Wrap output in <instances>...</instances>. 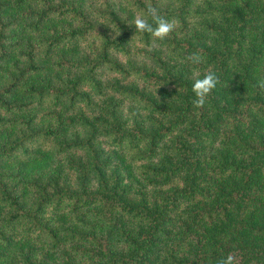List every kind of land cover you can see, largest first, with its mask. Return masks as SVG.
<instances>
[{"label": "trees", "instance_id": "obj_1", "mask_svg": "<svg viewBox=\"0 0 264 264\" xmlns=\"http://www.w3.org/2000/svg\"><path fill=\"white\" fill-rule=\"evenodd\" d=\"M150 5L175 22L163 41L132 23ZM6 65L0 259L20 241L23 264H264V0H0ZM208 72L219 84L197 108ZM43 106L52 124L29 111ZM45 154L64 164L8 169Z\"/></svg>", "mask_w": 264, "mask_h": 264}, {"label": "rangeland", "instance_id": "obj_2", "mask_svg": "<svg viewBox=\"0 0 264 264\" xmlns=\"http://www.w3.org/2000/svg\"><path fill=\"white\" fill-rule=\"evenodd\" d=\"M139 46V43L134 41L131 43L130 47L132 50H135L137 47ZM120 59L123 61L124 57L123 56H119ZM260 72L262 71V67L260 68ZM8 70L7 65L5 66V69L0 73V79L4 78L5 76V72ZM259 72V70H258ZM118 76L117 74H113L111 72H109L108 70H103L101 77L104 79H111L113 77ZM131 80V79H129ZM138 84H142L140 81L135 80ZM109 94V92H108ZM100 97L99 96H95L94 97V101H95V106H91V107H85L83 105V110L84 112L89 116V117H94L96 115H98L99 113V101H100ZM127 107L124 106L123 108V114H127L126 112ZM52 109L49 106H43L40 108H30V112L36 113L37 115V123L39 125H46V124H52V118L49 114V112ZM17 118H21L22 116H16ZM101 140H104L103 138H101ZM103 145L105 148H107L106 143L103 142ZM63 165L64 164V159L62 155H50V154H45L43 155L41 158H39V160L35 161L34 163L30 164L27 163V161H24L23 159H17L14 162H12L11 164H8V169H14L17 166L20 168L21 172H22V178L23 180H27L33 176H42L43 174L46 173H50L52 170H54L57 165ZM125 172L128 174V179L129 180H133L134 176L132 175V171H130L129 169H125ZM63 174H66L67 176L69 175V180H74V174L72 172H69L67 169L63 168ZM174 183H178V182H174ZM24 192V201L27 203L30 199V194L28 193V191L23 187L22 188ZM146 190L148 191V193H151V189H149L148 187L146 188ZM46 218H50L52 220V222L58 223L59 221H62L63 219L66 221H72L71 218H67V217H63L60 218V215H57L55 213H53L50 210L46 211ZM22 245V243L20 241L16 242L14 245L7 247L6 251H7V256L6 257H2L0 259V264H23L20 259H19V255H18V250L19 247ZM26 245H23V247ZM45 251V246L40 245L38 243H33L32 247H31V257L33 260L37 259L42 252ZM48 256V254H47ZM50 260L55 261L57 260V258L54 255H50L49 256Z\"/></svg>", "mask_w": 264, "mask_h": 264}, {"label": "clouds", "instance_id": "obj_3", "mask_svg": "<svg viewBox=\"0 0 264 264\" xmlns=\"http://www.w3.org/2000/svg\"><path fill=\"white\" fill-rule=\"evenodd\" d=\"M148 17L151 18V23ZM132 23L136 32L141 34L149 33L154 41L165 40L175 29V22L163 18L159 15L157 8L151 5L148 6L146 13L137 15ZM187 60L192 64H199L201 62V57L198 54H193L187 57ZM218 84L219 79L214 72H208L202 79H196L192 87V91L195 95V100L193 101L194 106L197 108L203 107L207 97L216 89ZM257 87L264 90V80L258 81ZM220 264H236L235 258L232 254H229L220 261Z\"/></svg>", "mask_w": 264, "mask_h": 264}]
</instances>
